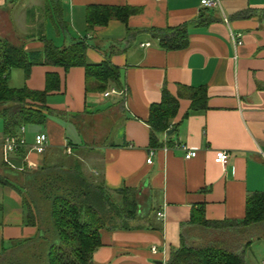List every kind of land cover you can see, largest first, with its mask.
I'll return each instance as SVG.
<instances>
[{
    "label": "crops",
    "instance_id": "obj_1",
    "mask_svg": "<svg viewBox=\"0 0 264 264\" xmlns=\"http://www.w3.org/2000/svg\"><path fill=\"white\" fill-rule=\"evenodd\" d=\"M203 1L0 0V39L21 40L28 53H43L28 78L13 70L9 85L47 91L51 110L39 130L26 129L27 146L15 154L4 148L0 119V260L5 249L39 233L27 221L20 189L25 176L73 155L113 200H122L117 191L131 189L150 212L140 229L103 230L94 264H167L182 242L193 247L206 239L204 247L241 249L244 241L224 239L234 230L191 221L200 208L208 222L243 221L248 198L264 194V0H218L215 8ZM102 8L140 12L127 23L112 19L91 27L89 17ZM184 26V49H168L154 34ZM81 41L90 63L110 62L120 70L119 84L107 92L127 95L105 97L96 81L87 85L84 67L67 71L45 63L48 43L62 50ZM164 88L179 100L172 121L178 129H171V148L152 149L148 121ZM189 88H206L205 111L193 112ZM39 133L49 137L44 155L32 151ZM183 147L197 156L186 159ZM218 152L229 154L226 165L216 162ZM248 229L257 233L249 237L244 264H264V223Z\"/></svg>",
    "mask_w": 264,
    "mask_h": 264
},
{
    "label": "trees",
    "instance_id": "obj_2",
    "mask_svg": "<svg viewBox=\"0 0 264 264\" xmlns=\"http://www.w3.org/2000/svg\"><path fill=\"white\" fill-rule=\"evenodd\" d=\"M139 12L131 8H102L88 20L91 27H104L112 19L127 23L132 15ZM185 32L186 26L171 33L157 30L154 34L166 48L184 49L187 45ZM176 38L180 39L177 41ZM87 50V44L82 41L62 50L48 43L44 51L45 63L67 71L84 67L87 85L96 81L99 92L105 93L110 85L119 84L120 70L110 62L90 63ZM41 57L43 53H28L21 40L0 39V119L4 123L5 137L17 136L21 128L43 126L51 112L46 106L47 91L37 92L26 87L15 89L9 85L13 70H23L28 78L32 66L42 63L37 62ZM187 91L193 112L205 111L208 100L206 88H189ZM178 111L179 100L164 88L162 102L151 107L148 121L152 149L173 146L174 134L168 135V132L178 129L172 125ZM164 135L165 141L161 139ZM70 146L75 151L74 145L70 143ZM20 189L25 194L27 221L37 226L39 233L9 252L5 249L0 264H94L93 255L102 246L103 230L140 229L150 216L148 210L141 209L137 191H117L122 200L116 202L102 181L96 182L85 174L82 161L75 155L65 156L54 165H46L28 174ZM191 222L192 225L217 230L261 225L264 223V194L256 193L248 198L243 221L208 222L203 208H200ZM167 264H244V257L223 246L193 248L182 242L181 247L172 252Z\"/></svg>",
    "mask_w": 264,
    "mask_h": 264
},
{
    "label": "built area",
    "instance_id": "obj_3",
    "mask_svg": "<svg viewBox=\"0 0 264 264\" xmlns=\"http://www.w3.org/2000/svg\"><path fill=\"white\" fill-rule=\"evenodd\" d=\"M157 2H160L162 0H156ZM203 6L207 8H215L218 6L219 2L218 0H204L202 2ZM113 94H122L127 95L126 91H122L121 93L117 90L113 89L111 91H108L104 94L105 97H109ZM27 146V140H26V129L21 128L19 131V134L17 136H7L4 140V148L8 154H15L17 153L21 148ZM49 147V137L46 133H39L35 136L34 144L32 146V151L35 152L38 155H44L47 152V149ZM185 151H187L186 159L190 160L197 156V152L188 150L187 147H183ZM70 152V150H69ZM229 160V154L227 152H218L216 157V162L222 165H226ZM148 164H152V159L150 158L148 160ZM159 217H163L162 214H159ZM153 252L156 253L157 250L153 249Z\"/></svg>",
    "mask_w": 264,
    "mask_h": 264
},
{
    "label": "rangeland",
    "instance_id": "obj_4",
    "mask_svg": "<svg viewBox=\"0 0 264 264\" xmlns=\"http://www.w3.org/2000/svg\"><path fill=\"white\" fill-rule=\"evenodd\" d=\"M14 74L15 75L18 74V75L22 76V72H20V71H15ZM0 125H2V122L1 121H0ZM34 128L37 129V130H39L40 127L39 126H34V127L33 126H28L26 129L32 130ZM1 132H2V130H1ZM209 229H212V227H209ZM228 229L234 230L235 233L228 234L227 238H224V239L225 240L226 239L227 240H231L230 241L231 243H233V242H237L238 243L240 240L244 241L243 244H242V246H241V249L240 248L239 249L238 248L237 249L235 248L236 251H237V254L244 255L243 252L247 251L248 245H250V243H251V241L249 240V237H252V235H254L255 233H257V231L256 230H253L252 231V229L249 230L248 228L245 229V227H242V226L241 227L233 226V227H230ZM215 230H217V229H215ZM195 235H199V234H195ZM260 237H262V236H260ZM206 240L208 241V239H206ZM207 241L204 240V242L195 243V245L193 246V248H197V247L198 248H205L204 245L207 244ZM199 246H201V247H199ZM228 247L229 248H232L230 246H228ZM233 247H235V246H233ZM257 248H258V246H255L253 248V250L255 252H257L256 251ZM232 249H234V248H232ZM248 251H249V253H251V250L250 249ZM258 257H259V259H261V255H259Z\"/></svg>",
    "mask_w": 264,
    "mask_h": 264
},
{
    "label": "water",
    "instance_id": "obj_5",
    "mask_svg": "<svg viewBox=\"0 0 264 264\" xmlns=\"http://www.w3.org/2000/svg\"><path fill=\"white\" fill-rule=\"evenodd\" d=\"M174 133V131L173 130H171L170 132H169V135H172ZM158 264H163V263H158Z\"/></svg>",
    "mask_w": 264,
    "mask_h": 264
}]
</instances>
